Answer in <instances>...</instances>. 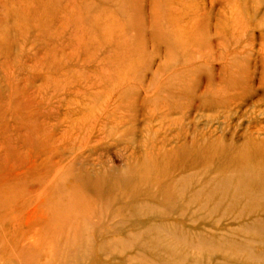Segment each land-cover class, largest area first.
I'll use <instances>...</instances> for the list:
<instances>
[{"label":"rangeland","instance_id":"1","mask_svg":"<svg viewBox=\"0 0 264 264\" xmlns=\"http://www.w3.org/2000/svg\"><path fill=\"white\" fill-rule=\"evenodd\" d=\"M161 1L0 0V205L19 204L20 194L39 187L38 171L75 156L119 173L143 126L159 130L180 116L176 105H192L188 94L168 90L182 78L173 68H199L186 77L197 93L211 85L225 95L233 76L236 86L247 81L253 90L245 91L241 120H208V109L193 116L218 133L250 125L264 74V0H184L193 8L181 22L194 24L180 45L176 32L161 29ZM16 119L26 127L11 124ZM116 154L123 158L114 162ZM28 163L32 172L16 175ZM125 177L117 176L108 203L70 179L58 189L51 183L47 203L63 204L69 219L62 240L50 237L48 257L38 251L21 264H264V179L247 195L195 189L193 197L156 188L133 196Z\"/></svg>","mask_w":264,"mask_h":264},{"label":"bare ground","instance_id":"2","mask_svg":"<svg viewBox=\"0 0 264 264\" xmlns=\"http://www.w3.org/2000/svg\"><path fill=\"white\" fill-rule=\"evenodd\" d=\"M212 1L213 0H211V3H213ZM161 3L165 8L160 21L161 29L165 30L166 34H168L169 29L176 32L178 41L174 43L180 45L184 41L182 35L190 32V30L192 31L193 27L191 24L194 22H190L191 24L189 22H181L182 14L190 13L193 7L189 5L190 9L188 8L187 10L186 6H183L184 0H162ZM228 3L229 1L225 3V5H228ZM22 12L24 13V10ZM194 16L196 20L198 15ZM103 33L105 34V32ZM170 39L171 38H169V40ZM233 68L237 74V72H239L237 71V65L234 64ZM198 69V67L191 69L189 67L172 69L171 73H179L182 78L179 84L170 86L168 90L174 91L181 96H186V94H188L191 96V100H193L192 105L188 106L186 109L181 108V105H176L177 107L173 105L176 108L175 110L180 112V116L173 118V120H169L166 127L164 125L160 126L159 130H154L152 132L149 126H147L146 129L144 128L145 126H143L140 133L142 134V132H145V134L139 135L140 139L138 140V143L132 144L130 142L127 144L126 151H130L131 154L126 157L125 168H123L119 173L113 175L107 171L108 169L91 167L88 162L83 159L78 162L77 157L75 156L69 164H65L64 160H61L56 164H52L54 168H44L43 170L38 171L39 174L32 180L37 181L39 187L36 189L34 188L35 190H31L29 194H26V191L20 194V196L17 197L19 204L17 203L13 205V203H11V205H8V203L7 206L0 205V264H21V261H24L22 260L23 258L26 259L27 255L32 256L33 254L38 253V251L40 252V255L42 254L45 258L48 257L49 250L51 249L50 237L53 236L55 237V240L59 241L62 236V226L69 219L64 212L65 206L61 203L49 205L45 198V194L48 192V187L50 188L51 183H53L52 188L58 189L61 188L60 184H62L65 179H70L73 184H77L82 192L88 193V195L92 194L95 197H101V201L104 203L110 202L107 192L115 187L118 182L117 176L120 174L126 175L125 186L130 189L133 196L147 193L146 191L153 188H156L161 192L175 191L177 194H182L188 191L193 194V197H196L194 195L195 189H197L196 193H199V196H201L202 192L207 189L208 195L212 194L213 191L228 190H232L235 194L242 195L254 192V188L257 183L264 179V125L262 124L260 118L261 116L264 117V74H262L263 77L260 79V85H258V88L261 89V93L259 94L260 96L257 100L253 101V103L251 102V105L255 104L256 107H258V112L249 117L250 125L246 127V129L242 130L241 133L237 131L236 127L230 133H226L224 131L218 133L215 129L199 128L197 120L194 118L193 114L198 115L200 113L201 117V112L208 109L209 112L206 115L208 120L218 119L219 117L231 119L232 116H236L237 121H239L245 117L242 112L244 100L243 96L245 91L251 89L253 90V87L247 81H242L243 84L236 86V84L240 83L237 75L236 79H234L235 77L233 76L226 84L225 95L223 93L224 91L219 94L213 93L214 91L209 88L211 85L205 86L203 90L197 93L194 86L186 82V77L189 76V73ZM171 75L169 74L168 77ZM209 93L212 95V98ZM163 102L165 101L163 100ZM261 103L263 108H261ZM116 111L117 110H115V112ZM120 111L121 110H119V112ZM167 113H169V111ZM167 113H164V117ZM24 116H26V114ZM108 116L110 115L108 114ZM98 119L101 120V118ZM121 119L123 118L121 117ZM20 121L22 120L16 119L15 121L12 120V123H10L14 126L21 125V128H25L26 124L24 122L26 120H23L24 122L22 123L24 124ZM121 124L122 122H120V125ZM6 128H4L5 131ZM13 134L14 133H12V135ZM118 134L119 133H117V135ZM25 138L27 137L25 136ZM94 138L96 137L94 136ZM25 140L28 142L27 139ZM80 141L82 142V140ZM89 147L91 148V145ZM30 149L32 150V148ZM33 151L35 150L33 149ZM122 156L123 155L121 154H116L113 156L112 161L115 162L120 160L119 158ZM30 160L31 159H29L28 162H30ZM24 167V169L21 168V171L16 170V175L19 176L23 174L25 176L31 173L33 164L28 163V165H25ZM29 184H31V182H29ZM27 189L28 188H26V190ZM152 201L156 202V199ZM131 213L138 215L139 217V213L135 210H132ZM57 241L56 245L58 243ZM37 255L39 256V253ZM35 256H33L34 259L38 258H35ZM32 259H30L32 263L35 262V260L33 261ZM38 261H36V264ZM44 261L45 263L47 262L46 260Z\"/></svg>","mask_w":264,"mask_h":264}]
</instances>
